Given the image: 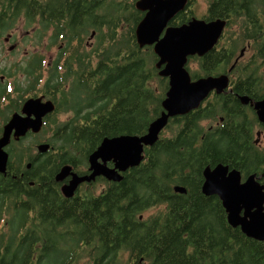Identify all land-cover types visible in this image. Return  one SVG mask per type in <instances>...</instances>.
Masks as SVG:
<instances>
[{
  "label": "flooded vegetation",
  "instance_id": "af4514ba",
  "mask_svg": "<svg viewBox=\"0 0 264 264\" xmlns=\"http://www.w3.org/2000/svg\"><path fill=\"white\" fill-rule=\"evenodd\" d=\"M204 1L201 5L200 0H185L183 7L168 19L159 37L165 35L168 27L189 23L194 17L207 21L221 17H210V0ZM115 2H120L119 11L114 8ZM238 6L235 20L221 17L226 19V24L214 46L204 54L189 55L187 67L190 72L195 71L189 60L197 61L199 66L200 58L211 50L218 51L221 56L233 57L225 70L209 73L228 74V86L221 92L213 89L202 103L213 101L219 93L233 94L232 101L236 103L233 110L251 118L254 142L264 152V122L260 120L256 107V102L264 98V90L257 96L239 93L232 82L234 69L244 74L258 68L257 72L264 74V49L259 47L264 43V0H238ZM136 12L140 17L133 23L132 17ZM145 12L137 7V0H0V138L15 114L41 122L38 129L29 127L20 136L16 135L17 127H11L9 141L3 146L8 152L7 167L6 171H0V231L14 235V247L28 245L31 249L28 264L144 263V257H131L128 249L118 247L115 250V245H101L96 236L92 237V244L85 243L82 237L78 252L73 257L68 255L67 251L71 252L67 247L69 234L107 232L100 223L114 224L113 218L106 220L99 216V204L95 198L90 203V199L107 191L110 181H121L131 167L120 171L123 175L121 180H111L103 174L84 179L73 195L68 196L63 190L64 184L73 179L74 173L80 176L92 173L89 156L101 142L88 153L83 149L60 146V143L73 137L71 129L76 123L82 124V128L75 133V138L80 142L88 141L89 134L84 125L99 119L104 108L112 110L115 104L125 106L137 91L140 99L146 96L149 86L156 92H162L158 83L147 82L145 60H142L143 81L139 83L131 82L130 72L123 74L120 68H115L116 64L130 61L132 55H145L149 46L154 49L153 44L141 46L137 39L136 27ZM256 33L260 36L256 37ZM168 88L169 85L160 100L161 106ZM240 94H248L249 100L243 101ZM30 99L34 102L26 108ZM162 110L163 106L159 114ZM159 114L150 118L149 124ZM180 115L169 118L159 138L178 131L182 121L174 119ZM218 117L215 120L207 116L201 124L211 128L224 120L223 116ZM135 118L138 124L148 119L146 113L136 114ZM211 119L214 121L204 124V120ZM149 124L140 131L125 130L106 136L142 135L148 131ZM171 126L174 127L172 133L164 135ZM43 143L49 144L45 150L40 148ZM69 151H77V155L71 161L61 163L53 179V159L58 153L68 154ZM66 164L71 166L69 174L57 179V172ZM106 164L112 167L114 161L108 159ZM253 172L264 184V160ZM247 175L243 174V179ZM175 185L174 191H177ZM75 197L77 213L69 217L68 199ZM206 199L213 217L211 227L222 231L219 237L207 243L210 248H223L225 238L222 234L226 223H229L227 209L217 194H206ZM156 205L161 206L159 210L162 211L167 208L165 202L153 204L138 212L137 218L146 224L149 216L159 210L148 214L146 211L156 208ZM122 206L129 207L128 197L121 194L113 196L111 208L120 209ZM56 208L61 211H54ZM9 218L15 221L12 225ZM254 239L264 242V239Z\"/></svg>",
  "mask_w": 264,
  "mask_h": 264
},
{
  "label": "trees",
  "instance_id": "16d2710c",
  "mask_svg": "<svg viewBox=\"0 0 264 264\" xmlns=\"http://www.w3.org/2000/svg\"><path fill=\"white\" fill-rule=\"evenodd\" d=\"M119 7L120 2H115L116 11H119ZM238 9V0H210L212 18L221 16L229 21L235 20ZM139 17V12L134 13L132 22L135 23ZM255 36H260V33ZM259 47L264 49V43L259 44ZM152 49L149 46L145 55H132L130 61L116 64L115 68H120L123 74L130 72L131 82L139 83L143 81L142 60H145L147 82L158 83L162 92H156L149 86L143 99H140L137 91L125 106L115 104L112 110L102 109L99 119L84 125L89 134L86 142L75 138L82 124H73V137L62 141L60 146L83 149L84 153H88L104 136L125 130H143L150 118L159 114L162 109L160 100L169 83L167 77L158 74L155 66L157 54ZM232 61V56H221L218 51L211 50L200 58V70L191 72L194 77L207 75L219 69L225 70ZM257 70L245 71L244 74L233 70L232 82L236 92L252 96L263 92L264 74ZM233 97L230 93H219L213 101L202 103L176 117L174 121H182L176 133L147 145L145 157L139 165L131 167L121 181H110L107 191L92 197L90 203L95 198L99 204V216L106 220L113 218L114 224L100 223V227L106 228L107 232L99 230L94 234H69L67 247L71 252L67 251L68 255L73 257L78 252L82 237L85 243L92 244V237L96 236L101 245L112 244L115 250L118 247L128 249L131 257H144L143 264H264V242L248 237L239 227L228 222L222 234L225 238L224 247L210 248L207 243L219 237L222 231L221 228L215 231V227H211L213 217L207 207L206 194L201 190L204 167L224 162L247 175L259 168L264 160L263 150L254 142L253 121L233 110L236 106ZM120 109L123 112L119 114ZM145 113L147 121L138 124L135 115ZM218 115L224 117L221 123L211 128L201 124V120L207 116L218 120ZM69 152L58 153L53 159V179L59 165L71 161L77 155V151ZM175 184H183L187 191H174ZM119 194L128 197L129 207L111 208L113 196ZM68 201L67 216L71 217L77 213L78 205L76 197ZM161 202L166 203V210L150 215L146 224L137 218V213L145 207ZM54 211L61 210L56 208ZM8 222L12 225L15 221L9 218ZM14 244L12 233L7 235L0 231V264H28L31 249L27 244L19 248L14 247Z\"/></svg>",
  "mask_w": 264,
  "mask_h": 264
},
{
  "label": "water",
  "instance_id": "95a60500",
  "mask_svg": "<svg viewBox=\"0 0 264 264\" xmlns=\"http://www.w3.org/2000/svg\"><path fill=\"white\" fill-rule=\"evenodd\" d=\"M184 3L185 0H137V7L146 10L136 27L137 39L141 46L154 45L158 73L169 80V88L162 100L163 110L150 122L148 131L142 135L122 134L104 137L89 156L92 173L84 176L74 173L73 179L63 186L66 195H73L82 180L94 178L98 174H103L111 180H121L123 175L120 171L142 162L145 146L153 145L158 140L160 131L171 116L185 114L197 108L213 89L221 92L228 86L230 76L226 73L193 78L187 67L189 55L204 54L214 46L223 32L226 19L218 17L207 21L194 17L189 23L168 27L165 35L159 37L168 19L183 7ZM240 98L248 101L249 95L240 94ZM33 102L34 100L30 99L26 103V108ZM256 107L260 120L264 122V98L256 102ZM40 123L38 119L16 114L13 116L0 138V171H6L8 152L3 146L9 141L11 127L16 126V135L20 136L29 127L38 129ZM48 147L47 143L40 144L41 150ZM108 159L114 161V166L106 164ZM70 168V165H64L57 172L56 178H64L69 174ZM203 174L202 191L207 195L220 196L227 209L229 223L235 227L240 226L248 236L263 240L264 184L258 180L257 173L252 172L243 179V173L239 168H231L228 163L218 162L214 166L206 165ZM175 190L186 192L187 188L176 184Z\"/></svg>",
  "mask_w": 264,
  "mask_h": 264
},
{
  "label": "rangeland",
  "instance_id": "374dc122",
  "mask_svg": "<svg viewBox=\"0 0 264 264\" xmlns=\"http://www.w3.org/2000/svg\"><path fill=\"white\" fill-rule=\"evenodd\" d=\"M204 3H205L204 0H200V2H199V4H201V5H204ZM152 50H153V49H152ZM189 65H190V67L194 68L195 71H198L199 68H200V65L198 66V63H197V61H195V60H189ZM213 121H214L213 119H211V120H207V121L204 120V124L207 125V124H209V123H211V122H213ZM173 129H174L173 126L168 127V128L165 130V132H164L163 134H164V135H169V134L172 133V130H173ZM155 207H156V208H152V209L147 210V211H146V214H148V213H150V212H153V211H157V210H159L161 206L158 207V205H156Z\"/></svg>",
  "mask_w": 264,
  "mask_h": 264
},
{
  "label": "bare ground",
  "instance_id": "6f19581e",
  "mask_svg": "<svg viewBox=\"0 0 264 264\" xmlns=\"http://www.w3.org/2000/svg\"><path fill=\"white\" fill-rule=\"evenodd\" d=\"M183 194V193H182Z\"/></svg>",
  "mask_w": 264,
  "mask_h": 264
}]
</instances>
